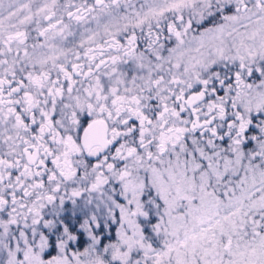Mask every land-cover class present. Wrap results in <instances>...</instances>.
<instances>
[{
    "label": "snow or ice",
    "instance_id": "obj_1",
    "mask_svg": "<svg viewBox=\"0 0 264 264\" xmlns=\"http://www.w3.org/2000/svg\"><path fill=\"white\" fill-rule=\"evenodd\" d=\"M0 264H264V0H0Z\"/></svg>",
    "mask_w": 264,
    "mask_h": 264
}]
</instances>
